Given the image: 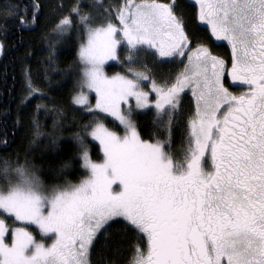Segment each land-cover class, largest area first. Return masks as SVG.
<instances>
[{
  "label": "snow or ice",
  "instance_id": "1",
  "mask_svg": "<svg viewBox=\"0 0 264 264\" xmlns=\"http://www.w3.org/2000/svg\"><path fill=\"white\" fill-rule=\"evenodd\" d=\"M45 9L54 22L43 36L47 60L21 68V103L37 100L30 143H57L69 118L52 92L70 82L71 106L91 117L73 136L87 175L73 182L65 161L62 182L47 184L27 157H0V264H100L94 256L110 249L122 264H264V0H31L4 16L24 27ZM73 34L78 72L56 67L57 44ZM217 41L230 46L228 59L210 47ZM109 61L123 72L109 75ZM177 61L183 67L165 75L161 66ZM41 112L54 114L52 132L42 131ZM139 115H150L151 139Z\"/></svg>",
  "mask_w": 264,
  "mask_h": 264
},
{
  "label": "trees",
  "instance_id": "2",
  "mask_svg": "<svg viewBox=\"0 0 264 264\" xmlns=\"http://www.w3.org/2000/svg\"><path fill=\"white\" fill-rule=\"evenodd\" d=\"M30 2L31 0H0V41L4 44L0 57V157H7L12 161L19 158L20 163H23L27 157L37 166L38 174L47 184L61 183L62 178L56 179L59 175L57 169L65 161H72L73 167L64 175L75 182L85 176L87 172L76 159V142L73 136L76 133L84 134L81 126L87 123L91 117L85 116L77 108L71 106L70 93L73 85L70 82L58 91L52 92V96L64 107L69 118L65 121L66 127H63L59 132L57 143H52L47 136L41 137L35 144L30 143L33 140V129L29 123V117L37 100H32L26 107L22 105L21 98L24 92L21 68L25 64L30 65L33 69L44 66L48 52L47 42L43 36L46 32L51 31L54 22L47 9L40 15L36 24L24 27L18 25L14 19H6L4 16V12L11 5L16 4L23 7ZM40 2L41 0H36V3ZM44 2L54 4L57 0H44ZM179 2L185 5L191 4L190 0H179ZM199 24L201 23L196 24V30L193 31L201 38H207V29ZM79 43V37L73 34L66 44L64 42L57 44L56 67L58 69H64L71 64L76 72L80 70L77 60ZM210 47L225 56V46L211 42ZM226 58L228 59V56ZM117 67L120 66L110 64L107 69L111 71ZM54 79L59 80V77L54 76ZM45 102L49 104V107L52 106L50 101L45 100ZM53 115L49 113L48 116H45L41 112L39 120L43 132H52ZM73 118L75 119L74 124L72 123ZM102 119L107 126L120 129L118 123L111 118L102 117ZM135 119L142 137L151 139L152 133L156 130L151 124L150 115H139ZM86 139H88L92 159L101 160L103 152L99 142L93 141L91 138ZM175 139L176 147H179L181 141L178 134ZM118 240V234H114L110 243L114 246ZM94 259H99L100 264H112L113 261L116 264H122L121 256L112 249L107 253L99 250V256H94ZM123 264H126V261Z\"/></svg>",
  "mask_w": 264,
  "mask_h": 264
},
{
  "label": "rangeland",
  "instance_id": "3",
  "mask_svg": "<svg viewBox=\"0 0 264 264\" xmlns=\"http://www.w3.org/2000/svg\"><path fill=\"white\" fill-rule=\"evenodd\" d=\"M192 1L193 0H190V3H192ZM200 26L202 25V23L201 24H199ZM196 24H194L193 25V30H196ZM1 42V41H0ZM212 49L214 50V48L212 47ZM216 54H219V53H217L216 51H214ZM1 55H2V53L0 52V57H1ZM219 55H222V54H219ZM222 56H224V55H222ZM225 57V56H224ZM146 62H148V61H146ZM186 62V61H185ZM149 63V67H152V65H151V63L150 62H148ZM110 64H115V65H119L118 63H116L115 61H109L108 62V64L105 66V71L109 74V75H111V74H114V73H117V72H123L122 71V68H120V67H117V68H115V69H113V70H111V71H109L108 69H107V67L110 65ZM183 67V65H181V64H179V62L177 61L176 63H172V64H165V65H162L161 66V69L163 70V73L165 74V75H169V74H175L177 71H179L181 68ZM173 68H175V69H173ZM90 98H92L93 99V101H94V95H91L90 96ZM184 102H185V109L187 110V108H189V107H194V100H193V98H192V94H191V91L189 90V89H185V95H184ZM129 103H131V104H134L135 103V101L134 100H132V101H129ZM105 123V122H104ZM106 124V123H105ZM119 125V124H118ZM120 126V125H119ZM109 127V126H108ZM110 129H112V130H114V131H117L118 133H122V131H123V129H122V127L120 126V129H116V128H112V127H109ZM102 159H103V157H102ZM101 159V160H102ZM100 161V160H99ZM86 175H87V173H86ZM79 181V180H78ZM78 181H75V182H78ZM5 219L7 220V217H5ZM9 223H10V221H9ZM15 226H25V225H22V224H18V225H15ZM31 231H33V233L35 234V235H37V238H40L39 237V233L37 232V230L35 229V228H32V229H30ZM46 243H49L50 241H45Z\"/></svg>",
  "mask_w": 264,
  "mask_h": 264
},
{
  "label": "flooded vegetation",
  "instance_id": "4",
  "mask_svg": "<svg viewBox=\"0 0 264 264\" xmlns=\"http://www.w3.org/2000/svg\"><path fill=\"white\" fill-rule=\"evenodd\" d=\"M193 2V1H192ZM216 44H220V45H223L225 46V58L228 56V58L230 57V46L226 43V42H223V41H217L215 42ZM227 59V58H226ZM237 91L239 90H242V89H235Z\"/></svg>",
  "mask_w": 264,
  "mask_h": 264
}]
</instances>
